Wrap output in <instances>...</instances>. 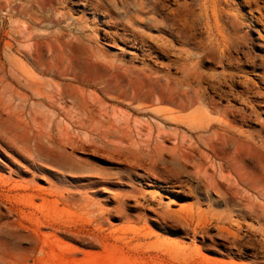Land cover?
<instances>
[{
	"label": "rangeland",
	"instance_id": "1",
	"mask_svg": "<svg viewBox=\"0 0 264 264\" xmlns=\"http://www.w3.org/2000/svg\"><path fill=\"white\" fill-rule=\"evenodd\" d=\"M263 166L264 0H0V264H264Z\"/></svg>",
	"mask_w": 264,
	"mask_h": 264
},
{
	"label": "bare ground",
	"instance_id": "2",
	"mask_svg": "<svg viewBox=\"0 0 264 264\" xmlns=\"http://www.w3.org/2000/svg\"><path fill=\"white\" fill-rule=\"evenodd\" d=\"M51 8V7H50ZM49 22H51V18L48 19ZM57 21L58 23H65V29L64 31H62L60 34L61 37H66L68 36L66 31L68 29H70L72 26L75 27L77 29V32H78V36H69L70 39H67V41H61L62 43H60V48H63L61 50V55L62 57L65 59L67 57V52H68V48L69 46L67 45V43L69 44L71 41H82V36L85 35L86 31L88 30V26L85 24V23H82L80 21H77L76 24H73L71 25L69 22L65 21V16L62 14V13H58V16H57ZM73 29V28H72ZM74 30V29H73ZM68 32V31H67ZM93 32V31H92ZM72 34H74L72 32ZM58 36V37H60ZM84 38H86L87 40L92 41V38L89 36V35H85ZM46 39L47 40H51V33H49L47 36H46ZM58 39V38H57ZM126 40V39H125ZM38 41V40H37ZM60 41V39H59ZM39 42V41H38ZM91 45V44H90ZM7 47L8 48H11V46L9 44H7ZM98 48V47H97ZM94 49V48H93ZM133 49H136V48H133ZM24 55H28V53H26L25 51L23 52ZM89 58L92 59V60H95L99 63H101L103 65V67L106 69L107 72L111 71V72H115L114 70H119L127 75H130V74H134L135 72H138L140 73V75H143L145 76L146 78H150L151 73L149 72H146L145 69L143 68H140V69H136V67H132L130 65H123L121 66L120 64L116 63L114 60H112L111 56L108 55V53H106L104 50H98L97 52L93 51V50H90V55H89ZM59 70V69H58ZM138 70V71H137ZM68 69H66V72L62 71L59 76H64V77H67L69 74L67 73ZM31 74V73H30ZM56 77V76H55ZM92 77V76H91ZM55 79V78H54ZM105 79V78H104ZM95 80L97 81V78H95ZM65 81V80H64ZM69 81V80H68ZM155 81V80H154ZM60 82V81H59ZM67 82V81H66ZM72 82V81H71ZM70 82V83H71ZM98 82V81H97ZM100 82V81H99ZM157 82V81H155ZM63 83V82H62ZM74 85L76 84L75 82L73 83ZM59 83H56V86H58ZM102 85V90L104 91H107L108 89H110L109 87V83H101ZM81 86V85H80ZM93 87V86H92ZM91 87V88H92ZM119 87V90L120 89H124L126 88L127 89V86L125 83H122L120 85H118ZM125 95L127 94V90L124 91ZM124 93H120V95L124 94ZM118 96V94H117ZM139 96V95H138ZM129 97V96H128ZM64 98V97H63ZM119 97H117L118 99ZM195 101L190 98L189 96H185L183 98H181V102L179 104V110L180 112H183V111H186L188 110L189 108H191L193 105H194ZM133 105V104H132ZM94 108V107H93ZM150 108V107H149ZM81 109V108H80ZM83 110V109H82ZM94 111V110H93ZM95 112V111H94ZM82 116V115H81ZM79 117V116H78ZM120 127V126H119ZM209 128V127H208ZM120 130V129H119ZM118 130V132H119ZM110 131V130H109ZM108 131V132H109ZM211 132V134H216V131L213 130V129H209V130H206L205 129V132ZM204 133H202V131H200V133L198 134V138H197V146L195 147V149L197 150V152L199 154H202V150H201V146L200 145H205V149L208 151V152H215V149L212 148V146L209 145L208 141L211 140V135H206L204 136ZM121 134V133H120ZM179 147V146H178ZM180 149V148H179ZM147 155V154H146ZM196 165L199 166V163L196 162ZM263 169H264V166H263ZM246 186L248 188L249 191L251 192H254L256 194V197L258 200H260L262 202V204H260L261 206V210H262V213L261 214H257V217L259 219V221H263L264 222V175L263 177H260L258 179L255 180V182H246ZM259 204V202H256ZM260 229L262 231H264V227H260Z\"/></svg>",
	"mask_w": 264,
	"mask_h": 264
}]
</instances>
